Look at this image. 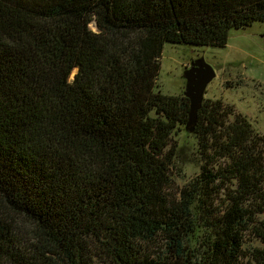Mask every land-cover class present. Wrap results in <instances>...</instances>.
<instances>
[{
  "label": "trees",
  "instance_id": "obj_1",
  "mask_svg": "<svg viewBox=\"0 0 264 264\" xmlns=\"http://www.w3.org/2000/svg\"><path fill=\"white\" fill-rule=\"evenodd\" d=\"M254 22L264 0H0V264H263L264 137L157 89L164 43ZM180 130L200 164L173 193Z\"/></svg>",
  "mask_w": 264,
  "mask_h": 264
},
{
  "label": "rangeland",
  "instance_id": "obj_2",
  "mask_svg": "<svg viewBox=\"0 0 264 264\" xmlns=\"http://www.w3.org/2000/svg\"><path fill=\"white\" fill-rule=\"evenodd\" d=\"M89 28L95 31L92 24H89ZM200 59L214 71V78L206 86L202 100H221L225 105L232 106L264 137V22L231 29L223 47L164 43L159 59L158 91L164 95L183 92L184 70ZM172 140L176 151L170 175L173 193H177L197 175L200 160L193 135L180 130L172 136ZM243 247L245 254L251 253L253 248H264L250 235L245 237ZM246 261L244 259L243 264ZM248 262L254 264L253 261Z\"/></svg>",
  "mask_w": 264,
  "mask_h": 264
},
{
  "label": "water",
  "instance_id": "obj_3",
  "mask_svg": "<svg viewBox=\"0 0 264 264\" xmlns=\"http://www.w3.org/2000/svg\"><path fill=\"white\" fill-rule=\"evenodd\" d=\"M93 27L97 31L95 23ZM185 86L183 95L188 99V125L192 124L195 119L196 111L198 110L206 86L214 78L213 69L204 63L202 59L192 62L190 67L183 72Z\"/></svg>",
  "mask_w": 264,
  "mask_h": 264
}]
</instances>
